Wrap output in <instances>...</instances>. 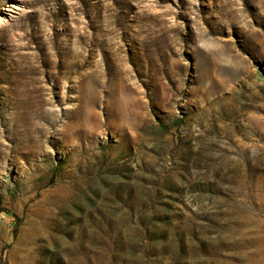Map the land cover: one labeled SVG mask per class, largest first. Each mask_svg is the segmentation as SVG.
<instances>
[{
  "label": "rangeland",
  "instance_id": "obj_1",
  "mask_svg": "<svg viewBox=\"0 0 264 264\" xmlns=\"http://www.w3.org/2000/svg\"><path fill=\"white\" fill-rule=\"evenodd\" d=\"M0 264H264V0H0Z\"/></svg>",
  "mask_w": 264,
  "mask_h": 264
}]
</instances>
